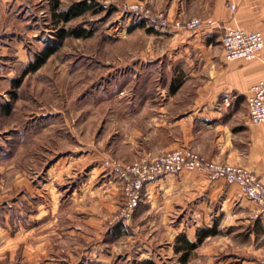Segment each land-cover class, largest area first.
<instances>
[{"label":"crops","instance_id":"obj_1","mask_svg":"<svg viewBox=\"0 0 264 264\" xmlns=\"http://www.w3.org/2000/svg\"><path fill=\"white\" fill-rule=\"evenodd\" d=\"M140 1L165 11L172 20L199 17L203 25L197 29L152 27L153 35L169 46L162 53L152 52L147 62L153 72L161 70L166 81H136L139 88H150V94L140 91L133 101L141 100L142 105L151 102L152 112L149 122L142 120L145 127L137 121L134 151L147 154L186 147L208 159L245 166L264 180V121L246 123L253 85L264 79V46L253 59L228 60L221 43L225 27L264 33V0ZM25 2L0 0V52L12 49L26 54L30 26L16 25L23 19L18 13ZM208 19L215 24H208ZM18 103L8 91L0 94V264H50L53 260L47 259L48 241L42 224L49 214L60 211L61 187L67 180L71 197L78 203V191L87 183L88 191L92 190L94 176L87 183L80 176L90 166L80 165L77 135L71 138L69 161L57 157L32 177L17 170L16 147L32 145L42 128L27 117L30 107L22 109ZM141 136L145 140H139ZM71 171L70 179H65ZM114 190L119 197L118 189ZM142 200L169 217L181 216L178 224L164 226L169 233L165 246L169 252L180 233L197 241L198 232L213 231L185 264H264V215L254 217L256 205L242 195L239 185L211 178L204 170H185L149 183ZM90 218L93 222L97 219L96 215H88ZM145 227L135 226L133 232ZM93 243L91 247L96 248L105 246L107 240L94 239ZM158 248L157 258H161L159 250L164 246Z\"/></svg>","mask_w":264,"mask_h":264},{"label":"rangeland","instance_id":"obj_2","mask_svg":"<svg viewBox=\"0 0 264 264\" xmlns=\"http://www.w3.org/2000/svg\"><path fill=\"white\" fill-rule=\"evenodd\" d=\"M25 1L18 13L24 20L21 18L22 21L15 23L19 28L30 26L26 54L12 49L8 53L0 52V94L4 96L8 91L22 109L30 107L31 114L27 117L39 122L42 128L32 145L16 147V169L25 170L32 177L57 157L64 156L69 161L71 138L77 135L80 165L90 166L80 176L86 183L94 176L92 190L88 191L90 183H87L78 191V203L71 197L69 180L60 186V211L49 214L42 224L48 241L47 259L53 260L50 264H137L145 259L157 260L159 264H182L181 254L175 250L169 252L165 247L169 233L164 227L169 223L178 224L181 216L169 217L143 200L140 201L143 204L128 211L122 180L106 164L107 160L131 163L144 156H160L173 150L144 154L133 149L137 121L139 125L142 120L149 122L152 112L151 102L142 105L141 100L133 101L140 91L150 94L147 91L150 88H139L136 81H166L164 73L159 69L153 72L147 60L152 58V52L162 53L169 45L148 29L156 26L122 9L138 3L154 13L163 12L170 18L169 15L140 0H96L104 7L102 10L88 11L66 24L60 21L56 25L52 16L53 0ZM76 1L79 0H58V8H67ZM78 25L94 27L95 32L89 37L64 38L63 44L38 70L23 76L20 86L13 87V80L22 76L35 54L56 44L59 27ZM142 138L138 139L142 141ZM67 175L65 179H70L72 171ZM114 189H118L119 197L114 195ZM88 215H96L97 222L87 219ZM135 226L146 227L134 233ZM94 233L96 238H91ZM94 239H106L107 243L93 248ZM159 245L164 246L159 250L163 252L161 258H157Z\"/></svg>","mask_w":264,"mask_h":264},{"label":"built area","instance_id":"obj_3","mask_svg":"<svg viewBox=\"0 0 264 264\" xmlns=\"http://www.w3.org/2000/svg\"><path fill=\"white\" fill-rule=\"evenodd\" d=\"M232 8L235 7L231 3ZM123 12L135 15L156 27H186L197 29L203 25L202 19L193 17L183 22L171 20L163 12L154 13L143 4H131L123 7ZM208 24H215L208 19ZM225 58L253 59L264 46V33L245 31L238 27H225L221 39ZM253 93L248 100L247 124L264 121V79L253 85ZM106 164L118 174L123 183L128 211L136 208L143 198L147 185L166 174H178L185 170H204L211 178H223L228 183L240 186L241 193L256 205L254 217L264 215V180L254 171L241 165H232L208 159L186 148H176L160 156H144L131 163L107 160Z\"/></svg>","mask_w":264,"mask_h":264},{"label":"trees","instance_id":"obj_4","mask_svg":"<svg viewBox=\"0 0 264 264\" xmlns=\"http://www.w3.org/2000/svg\"><path fill=\"white\" fill-rule=\"evenodd\" d=\"M58 6V0H53L52 16L56 25L59 24L60 21L66 24L84 15L88 11L96 13L104 8L102 5H99L96 0H79L73 2L64 9H59ZM55 28L57 29L58 27L55 26ZM148 29L153 30L152 27H148ZM94 32V27H85L84 25H78L73 28H67L66 26L59 27L56 33V44L46 46L42 51L36 53L34 60H32L22 72V76L13 80V87L20 86L23 76L29 72L38 70L47 61V59L50 58L54 52H56L61 44H63L62 42L64 38L67 36L89 37L92 36ZM172 90L174 91L175 88H172ZM11 93L14 94V90L13 92L11 91ZM211 233H213V231L210 230L198 232L197 241H191L184 232L180 233L176 237L174 250L176 253L181 254L179 259L182 264H185L191 252L203 241L205 236ZM137 264H156V262L153 259H145Z\"/></svg>","mask_w":264,"mask_h":264}]
</instances>
